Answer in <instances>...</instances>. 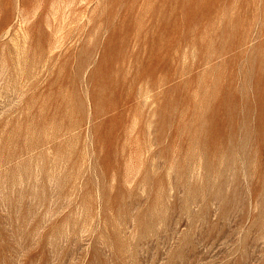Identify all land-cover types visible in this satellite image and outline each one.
<instances>
[{
  "label": "rangeland",
  "instance_id": "rangeland-1",
  "mask_svg": "<svg viewBox=\"0 0 264 264\" xmlns=\"http://www.w3.org/2000/svg\"><path fill=\"white\" fill-rule=\"evenodd\" d=\"M262 233L264 0H0V264H264Z\"/></svg>",
  "mask_w": 264,
  "mask_h": 264
},
{
  "label": "bare ground",
  "instance_id": "bare-ground-1",
  "mask_svg": "<svg viewBox=\"0 0 264 264\" xmlns=\"http://www.w3.org/2000/svg\"><path fill=\"white\" fill-rule=\"evenodd\" d=\"M71 3H72V2H71ZM68 5H69V4H68ZM89 5H90V4H89ZM70 6H71V5H70ZM72 6H73V5H72ZM65 7H66V6H65ZM76 8H77V7H76ZM87 8H88V7H87ZM87 8H86V9H87ZM67 9H68V8H67ZM63 11H64V10H63ZM63 11H62V12H63ZM65 12H66V11H65ZM65 12H64V13H65ZM56 13H57V12H56ZM84 18H85V17H84ZM68 19H69V18H68ZM66 21H67V20H66ZM66 21H65V22H66ZM21 22H22V21H21ZM25 22H26V21H25ZM25 22H24V23H25ZM19 24H20V22H19ZM27 24H28V23H27ZM23 26H24V25H23ZM16 31H17V30H16ZM16 31H15V32H16ZM18 31H21V30H18ZM15 32H14V33H15ZM15 35H16V34H15ZM18 35H19V34H18ZM18 35H17V36H18ZM17 36H16V37H17ZM23 39H24V38H23ZM23 39H22V40H23ZM25 39H26V38H25ZM19 40H20V38H19ZM19 40H18V42H19ZM15 41H16V40H15ZM13 42H14V41H13ZM16 42H17V41H16ZM23 43H24V41H23ZM15 45H16V44H15ZM16 46H18V45H16ZM22 46H23V45H22ZM25 46H27V45H25ZM25 46H24V47H25ZM19 48H20V47H19ZM18 67H19V66H18ZM19 69H20V68H19ZM20 70H21V69H20ZM20 73H21V72H20ZM19 89H20V88H19ZM22 90H23V89H22ZM5 93H6V92H5ZM12 93H13V91H12ZM3 97H4V96H3ZM262 231H263V229H262ZM262 231H260V232H262ZM262 234H263V233H262ZM263 235H264V234H263ZM259 236H260V235H259ZM261 236H262V235H261ZM260 238H261V237H260ZM262 238H264V236H263ZM262 241H263V239H262Z\"/></svg>",
  "mask_w": 264,
  "mask_h": 264
}]
</instances>
